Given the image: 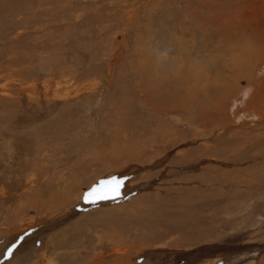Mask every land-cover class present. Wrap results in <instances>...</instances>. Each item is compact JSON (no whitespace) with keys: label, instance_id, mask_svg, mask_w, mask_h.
Returning a JSON list of instances; mask_svg holds the SVG:
<instances>
[{"label":"rangeland","instance_id":"374dc122","mask_svg":"<svg viewBox=\"0 0 264 264\" xmlns=\"http://www.w3.org/2000/svg\"><path fill=\"white\" fill-rule=\"evenodd\" d=\"M263 5L0 0V264L27 255L28 264H124L146 253L155 264H197L216 253L199 257L201 247L236 235H245L236 249L257 246L264 264V112L245 119L251 106L231 98L201 123L168 107L179 100L160 107L164 93L215 81ZM259 64L256 80L264 55ZM113 178L118 195L85 202ZM17 246L30 250L11 256ZM240 254L212 264H243Z\"/></svg>","mask_w":264,"mask_h":264},{"label":"bare ground","instance_id":"6f19581e","mask_svg":"<svg viewBox=\"0 0 264 264\" xmlns=\"http://www.w3.org/2000/svg\"><path fill=\"white\" fill-rule=\"evenodd\" d=\"M256 13L258 14V12H256ZM260 13H262L261 16L256 17L254 20H252L249 23L248 26H245L246 29L242 34V42H243L244 48L242 49L241 52H239L237 55H235L232 59L227 61L228 63H225L227 66L226 69L221 67V69H219L217 71L218 74H217V77L215 78V81H211V83H210L209 80H207V79L203 80V78H196L193 80L192 83H188V85H194L195 87H198V88L191 87L188 90V92H186V90L185 91H178L175 94H170L167 97V99L165 98L167 93H164L161 95V106L160 107L164 106L167 103L166 100L167 101L179 100L180 104L179 103H174L173 105L168 104V107L170 106V108H173V109H181V108L182 109H190L192 112H190L189 114L191 116H193V118H197V120L200 121L201 123H203V121L210 123L211 117H212V115H211L212 111H215L216 108L223 105L228 99L233 98V101L236 102V100H238V98H242L243 107H245L246 105L251 106L249 109L245 110L242 113L243 115H246L245 119L249 120L251 118H255V120L258 122L262 116L260 113L264 112V70H262L258 74V77H260L258 80L254 79V77L252 78L251 75H252V73H254V76L256 75L255 73H256V71H258L257 66H258L259 62L261 64V62L263 60V55H264V48H263L264 47V5H263V8H262ZM248 31H250V32L245 33ZM206 68L208 69V66H206ZM255 68H257V69H255ZM228 72H230L229 75H227ZM195 74L196 75H199V74L206 75L207 73H206V71H203L201 73H199L197 71ZM243 82L244 83L246 82L248 86H244L243 88H240L241 85L243 84ZM175 91H177V90L171 89V92H175ZM196 104H198V107L195 110H192V107L195 106ZM235 105L237 106V104H235ZM255 105H257V107ZM152 107L156 108V106H153V105H152ZM222 109H223V107H222ZM233 109H236V107ZM218 112L221 113L220 110L219 111L216 110L214 113L217 114ZM238 114H235V110L233 111V117H234L233 120H235L238 117ZM197 115L200 117H198ZM203 116H204V118H203ZM214 120L212 119V121H214ZM213 127L214 128H217V127L221 128V125L218 126V124H217L215 126L213 125ZM213 127L211 126L210 129L212 130ZM234 130H235L234 127H227L224 130V134L226 135L230 132H233ZM176 142L172 141L173 145H175ZM188 146H189V144L186 145V148ZM192 152L194 153L195 151H192ZM209 153L210 152H208L205 155L208 158H205L204 162H207V163H210L209 161L213 162L214 159L211 157H213L215 155H214V153L213 154H209ZM171 154H173V152L169 153L165 157H169V155H171ZM127 158H128V156H127ZM149 159H150V161L154 162L152 160L153 157H151ZM140 161H141V159H140ZM127 163H129V161ZM127 167H130L129 170L131 173V171L133 170V169L131 170V168H134V167L136 168V165L135 166L133 165V167L132 166H127ZM159 167L161 168V166H159ZM104 169H105V171H108V170L114 169V167H112V164H111L110 166H104ZM209 177H211V176H209ZM71 194L73 195V193H71ZM75 197H78V195H76ZM40 224H43V221H40ZM27 225H29V226H27ZM33 226H35V224L32 221L30 224H25L21 229L14 230V232H12L11 234L18 237L23 231L25 232V230L30 229ZM109 235L114 238L118 234L112 230L111 234H109ZM244 240H245V235H236L235 237H230L229 239L225 240L222 244L220 243V245L208 244V245H206V247H201L200 251H199V252H201L199 257H201L203 255V253L206 251L209 253H214V252H216V253L214 255H212L211 258H209V257L206 258L208 256V254L206 253V255L203 256L204 260L199 261L197 264H212L214 262L213 260L220 259V257H227V255L238 256L240 253H241L240 255H243V259H241L242 261H238V263L241 262L243 264H255L256 261H254V255L251 254V252L254 249H256L257 246H253V247L248 248L246 250V252H244L245 250H243L239 246H238V248H240L241 250L239 251L236 249V244L237 243L240 244ZM8 244H10V242ZM24 246H26V245H24ZM30 246H33V245L31 244ZM30 246H27L26 249L23 248L22 246H17V248H15V250L12 251L11 256L17 255L23 249L29 251ZM156 251L158 252V250H156ZM173 254H174V252H173ZM249 254H251V255H249ZM118 255L120 257L122 255L126 256L125 253L118 254ZM146 255H148V253L138 255L137 259L133 258L132 260H130L128 258V260H130V262L128 264H155V262L151 258H144ZM158 257H159V255H158ZM163 257H161V258H163ZM30 259H31V256L27 255L25 259L14 260V263H16V264L17 263L18 264H28L31 262ZM9 260H10V258L7 261L3 260L4 263L3 262L2 263L6 264L9 262ZM128 260L126 259L124 261L127 262ZM136 260H137V262H136ZM167 260H168V258H167ZM126 262L124 264H126Z\"/></svg>","mask_w":264,"mask_h":264},{"label":"snow or ice","instance_id":"6c2138e0","mask_svg":"<svg viewBox=\"0 0 264 264\" xmlns=\"http://www.w3.org/2000/svg\"><path fill=\"white\" fill-rule=\"evenodd\" d=\"M122 181L111 179L101 181L97 187L92 188L84 197L85 202L95 203L97 199H109L118 195Z\"/></svg>","mask_w":264,"mask_h":264}]
</instances>
